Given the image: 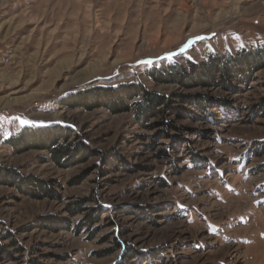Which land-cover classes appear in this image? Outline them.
Masks as SVG:
<instances>
[{"label":"rangeland","instance_id":"374dc122","mask_svg":"<svg viewBox=\"0 0 264 264\" xmlns=\"http://www.w3.org/2000/svg\"><path fill=\"white\" fill-rule=\"evenodd\" d=\"M0 174V264H264V0H0Z\"/></svg>","mask_w":264,"mask_h":264},{"label":"trees","instance_id":"16d2710c","mask_svg":"<svg viewBox=\"0 0 264 264\" xmlns=\"http://www.w3.org/2000/svg\"><path fill=\"white\" fill-rule=\"evenodd\" d=\"M247 62H254L255 64L257 61H259V58L255 56V58H252L251 55H247L245 58ZM221 63V67L218 65ZM237 63V60L233 58H220L218 57L217 59H212L211 62L208 65H204L203 67L196 68L194 65L191 67L193 71H188L184 66L180 64H174L170 66H161L159 68H152L149 71V75L152 77L153 80L156 82H169V81H177L180 83H183L188 86H196V85H209L210 83L215 82V73L220 70L222 77L225 79L227 83H230V78H231V72L232 70L235 69L234 65ZM241 63V62H240ZM132 87H122L117 89H104L101 90L100 92L108 94V96H105V94H100L104 95V97H98V96H93L89 103H87L88 100L85 99V93L79 94V95H74L68 99H66V103L73 107L76 105H86L88 107H94L95 105L97 106L99 103V100H107L105 102L109 104V106H120L124 105L123 97L128 95L131 96L133 95L130 93L132 91ZM142 91L145 93V99L143 102L140 103V108L138 109V114L139 116H146L150 112H152L156 106L160 105L161 102H165V97L163 95H158L153 92H146V90L143 88ZM112 94L119 95L118 97H111ZM96 95V94H95ZM115 98V99H114ZM164 101V102H163ZM128 109V108H126ZM61 132V130H59ZM45 132H48L45 134ZM45 132L42 131H29L28 133L21 134L17 140H15L13 143L14 145H31V146H38V147H45L49 150H51L54 154V159L60 163L61 160V155L63 153L62 147L54 148L51 146V141L52 139H48L49 136L54 137L53 133L50 132V130H46ZM54 140V138H53ZM64 149V148H63ZM1 177V174H0Z\"/></svg>","mask_w":264,"mask_h":264},{"label":"snow or ice","instance_id":"6c2138e0","mask_svg":"<svg viewBox=\"0 0 264 264\" xmlns=\"http://www.w3.org/2000/svg\"><path fill=\"white\" fill-rule=\"evenodd\" d=\"M21 123H30V122L27 120H21Z\"/></svg>","mask_w":264,"mask_h":264}]
</instances>
